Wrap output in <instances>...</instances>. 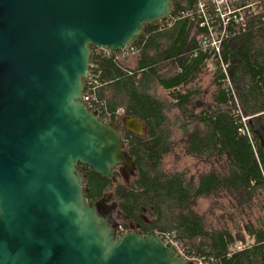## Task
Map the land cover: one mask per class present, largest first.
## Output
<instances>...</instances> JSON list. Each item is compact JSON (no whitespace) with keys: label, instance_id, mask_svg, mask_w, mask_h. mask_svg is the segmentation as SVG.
Wrapping results in <instances>:
<instances>
[{"label":"trees","instance_id":"1","mask_svg":"<svg viewBox=\"0 0 264 264\" xmlns=\"http://www.w3.org/2000/svg\"><path fill=\"white\" fill-rule=\"evenodd\" d=\"M192 1L174 0L171 25H147L133 46L91 47L84 93L99 116H136L146 130L124 134L131 181L114 184L80 164L84 195L113 191L127 221L170 233L208 264H264V0L216 59L197 45L203 29L181 17Z\"/></svg>","mask_w":264,"mask_h":264},{"label":"water","instance_id":"2","mask_svg":"<svg viewBox=\"0 0 264 264\" xmlns=\"http://www.w3.org/2000/svg\"><path fill=\"white\" fill-rule=\"evenodd\" d=\"M173 2L0 0V264H198L155 230L118 233L78 168L135 175L122 133L145 125L104 123L86 106L91 47L135 45Z\"/></svg>","mask_w":264,"mask_h":264},{"label":"built area","instance_id":"3","mask_svg":"<svg viewBox=\"0 0 264 264\" xmlns=\"http://www.w3.org/2000/svg\"><path fill=\"white\" fill-rule=\"evenodd\" d=\"M257 10L258 0H193L191 5L183 10H180V13L181 17L188 18L187 20L191 23V25H195L203 29L198 37L197 45L203 53L210 54L214 59H216L215 55L220 54V45L222 40L230 35L238 34L240 28L244 27L246 19L255 15ZM174 18H172L170 13L165 21H159L158 23H160V26H170ZM128 47H125V49ZM98 49L100 50L103 48ZM103 50L106 52L108 51L107 49ZM220 67H224L225 69L226 64L221 63ZM92 68L93 64L90 63L89 73L85 78L86 81L91 76ZM91 96L90 91L84 93L83 90V99L86 106L96 110L98 113L97 105L90 102ZM100 112V118L104 123L112 122L108 113H104V111ZM117 113H121V110H117ZM246 120V116L242 117V121L244 123L242 132L247 134L248 137L252 139L251 131L249 130L247 124H245ZM125 133L126 132L122 134L124 144L125 141H127V138H124ZM159 237L163 242H172L184 257L191 259L198 264H208V262L201 257L194 258L188 256L186 252L184 253L183 249L180 248L177 242L172 239V235L170 233H160Z\"/></svg>","mask_w":264,"mask_h":264},{"label":"flooded vegetation","instance_id":"4","mask_svg":"<svg viewBox=\"0 0 264 264\" xmlns=\"http://www.w3.org/2000/svg\"><path fill=\"white\" fill-rule=\"evenodd\" d=\"M124 116L126 115L115 116L113 122L120 123ZM116 171L118 172V176H120L119 168H117ZM103 198L104 199L101 202L100 206H98V210L102 214L105 213L111 214V225L118 231V233L122 234L125 231L133 230L143 235L146 232H148L140 224L132 223L131 221L126 220V218L122 215V213L119 210V201L113 191H109L105 193V196H103ZM141 216H143V214H141Z\"/></svg>","mask_w":264,"mask_h":264},{"label":"rangeland","instance_id":"5","mask_svg":"<svg viewBox=\"0 0 264 264\" xmlns=\"http://www.w3.org/2000/svg\"><path fill=\"white\" fill-rule=\"evenodd\" d=\"M120 115H123V114L121 113ZM120 172H121V171H119V173H120ZM130 181H131V179H129L128 181H125V178H123L122 175H121V173H120V176L117 177V182H114V184H115V183L125 184V182H126V183H129ZM148 215H149V213L146 212V211L143 213V216H144V217H146V216H148Z\"/></svg>","mask_w":264,"mask_h":264},{"label":"clouds","instance_id":"6","mask_svg":"<svg viewBox=\"0 0 264 264\" xmlns=\"http://www.w3.org/2000/svg\"><path fill=\"white\" fill-rule=\"evenodd\" d=\"M127 132V131H126Z\"/></svg>","mask_w":264,"mask_h":264}]
</instances>
